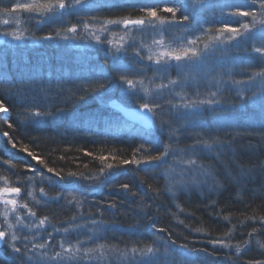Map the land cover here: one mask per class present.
<instances>
[{
    "label": "snow or ice",
    "instance_id": "6c2138e0",
    "mask_svg": "<svg viewBox=\"0 0 264 264\" xmlns=\"http://www.w3.org/2000/svg\"><path fill=\"white\" fill-rule=\"evenodd\" d=\"M123 12L128 15H117ZM32 22L47 25L49 33L31 35L27 25ZM0 25L5 26L0 34L12 41L83 39L88 41L86 51L94 53L82 55L71 72L62 71L54 85L50 81L47 87L41 84L20 92L7 77L0 80V84L7 85L0 92V113L7 118L9 129L14 128L10 121L15 113L16 126L28 133L24 138L39 147V134L63 118L64 110L56 106V97L67 93L83 102L91 96L102 105L108 98L105 106L120 113L114 120L131 148L128 158L111 156L118 164L103 165L108 157H97L103 166L98 175L88 176L71 171L62 175L23 144L19 152L26 153L25 168L32 175L11 183L5 176L4 186L0 187V249L8 252L15 264H208L218 249L226 251L229 264L243 260V254L253 245L257 227H252L242 244L232 245L224 239L207 241L212 246L209 252L187 237L177 247L174 233L155 220L147 226L153 234L151 242L146 243L137 228L141 221L150 219L151 214L144 210L152 204L143 198L135 200L143 215L137 213L140 221L131 226L128 241L119 239L115 227H109L103 217L105 212L115 216L129 194L135 198L134 189L143 191L153 203L161 193L151 183L145 189L143 178L134 176V183L121 181L128 166L133 172L151 176L154 182L152 171L161 169L162 190L173 200L180 193L196 191L204 195L205 187L208 195L213 194L214 189L222 187L218 174L240 186L251 179L256 167L264 171V161H257L253 168L242 166L233 149L240 137L264 141V0H0ZM177 32L182 34L177 36ZM105 58L107 69L100 63ZM9 96L17 103L10 106ZM237 104L258 114L242 122L226 117L216 126L204 124L205 112L232 111ZM108 123L111 125L113 118ZM13 135L0 132L11 149H17ZM181 144L184 147H179ZM225 149L231 154L236 175L226 166L218 173L213 164L205 163L215 159L222 164L219 156ZM81 151L93 155L86 149ZM65 180L70 186L64 184ZM43 185L58 189L56 195H49ZM100 185L123 190L120 201L99 200L93 204L97 212L89 213L87 222H78L84 216L87 194ZM61 201L65 207L74 206L77 212L59 224L53 222L55 213L38 215L30 206L31 202L43 211ZM215 204L211 201L207 206ZM174 207L183 211L179 204ZM249 219L257 221L254 216ZM258 220L264 229V216ZM257 244L261 258L247 259L243 264H264V243ZM0 264L6 261L0 259Z\"/></svg>",
    "mask_w": 264,
    "mask_h": 264
},
{
    "label": "trees",
    "instance_id": "16d2710c",
    "mask_svg": "<svg viewBox=\"0 0 264 264\" xmlns=\"http://www.w3.org/2000/svg\"><path fill=\"white\" fill-rule=\"evenodd\" d=\"M117 15H128V13H117ZM133 15H138V13H133ZM65 19L75 22L72 17H66ZM27 27L30 29V34L36 37L44 36L50 31L47 25L36 26L34 22L29 23ZM4 30L5 26L0 25V33ZM181 34L180 32L176 33L177 36ZM205 39L207 38L205 37ZM89 54L94 53L87 52L85 48L77 49V46L69 47V42L32 39L19 42L12 41L11 37L3 36L0 38V80L7 77L8 80L13 82V88L18 86L20 92H28L29 88H36L41 84L47 87L50 81L54 85L62 71L65 74L71 72L81 56ZM100 63L106 69L108 68L109 62L106 58L102 59ZM148 74L152 75L151 70ZM172 75L175 76L174 71ZM6 87L7 85L0 84V92H3ZM226 95L231 97L232 93ZM7 100L10 102V106L17 103L16 99L11 96L7 97ZM55 103L57 107L63 108V118L57 122L56 126L45 127V130L39 134L41 139L39 147L30 143V139L24 138L28 133L16 126L15 113H13V119L10 121L14 125L13 129L7 127L5 122L7 118L0 113V117H4L0 118V132L7 131L10 135L14 134L13 140L18 145L17 149H11L10 144L6 142L7 138L0 137V187L4 186L2 178L5 176L9 178L11 183L17 180L23 181L26 176L32 175V172L25 168L24 157L26 153L19 152V148L23 144H28L31 151L37 153L49 167L60 171L62 175L70 171L88 176L98 175L103 165L119 163L118 160L113 161L111 159L112 155H122L124 158L130 156L131 148L127 143L128 137L118 130L117 122L114 120V116L119 115V113L105 106L108 103V98H105V104L102 105L91 96L83 102H77L65 93L62 97H56ZM225 107L231 106L226 105ZM257 114L255 110H244L237 104L232 111L217 109L207 117L212 119L211 122L213 123L226 117L242 122L245 119L253 118ZM109 118H113L111 125L108 123ZM32 135H36V133H32ZM163 139L164 142H167L166 137ZM179 147H184V145L181 144ZM82 149L92 152L93 155H84ZM233 149L238 154L239 163L244 167L253 168L257 161H264V141L259 138H237L233 144ZM217 152H219V149H217ZM101 155L108 157L103 165L97 159ZM219 160L223 163H218L215 159L205 160V163L213 164L218 173H222L226 166L231 169L233 175L237 174L235 165L232 163L231 154L227 149L224 150L223 155L219 156ZM4 161H7V164ZM31 163L35 165V161ZM13 165L15 167L12 171H9V168ZM38 167L42 168V165ZM44 171L46 172V169ZM13 172H18L19 176L13 175ZM160 172L161 169L152 171L151 175L155 176L156 179V182H154L151 176L133 172L132 166H128L125 174L120 177L121 181L128 183H134L132 179L134 176L137 179L143 178L145 189L147 184L151 183L153 189L159 188L161 193L153 203L148 196L143 195V191L134 189L137 192L136 197L133 198L129 194L127 199L122 201L123 207L117 209L115 216L111 212H105L103 219L108 222L109 227H115L119 239L129 240L128 234L131 226L140 221V215H137V213L143 215L135 200L143 198L152 204L151 208L144 210L151 214L150 219L141 221L137 228V232L144 237L146 243L151 242L150 238L153 230L147 226L153 220L174 233L172 239L176 240L177 247L185 243L184 238L187 237L188 241H195L197 247H207L209 252L212 251V246L207 244V241L224 239L225 242H230L232 245L238 242L242 244L243 239L247 238V234L252 230V227H257L258 232L254 234L252 247L243 254V260L238 264H243V261L247 259L261 258L262 254L257 241L264 243V229L260 228L258 220L260 216H264V171L256 167L251 179L242 182L240 186L225 181L224 176L218 174L217 179L221 182L222 187L214 189L213 194L208 195V189L205 187L204 195L196 191L190 194L180 193L178 199L175 200L163 192L164 180L161 179ZM48 175L52 176L53 174L49 173ZM64 184L70 186V181L65 180ZM13 186L18 185L13 183ZM39 186L37 184V198H39ZM43 186L49 192V195H56L58 189H49L47 185ZM122 191L118 187L113 188L111 185H100L94 193L87 194V203L83 205L84 216L78 222H87L90 219L89 213L94 214L97 212V208L93 204L99 200L117 199L119 202ZM110 192L113 195H109ZM23 194L24 188H22V196ZM65 195L69 194L65 193ZM71 195L78 196L79 193L72 192ZM205 196L208 198L205 199ZM211 201H216L214 207L207 206ZM174 204H179L183 211H178ZM30 206L37 210L38 215H52V213H55L53 222L57 224L60 221H69L77 212L74 206L65 207L64 201H61L60 204L53 203L43 211L36 209L31 202ZM225 216L229 218L227 221L223 219ZM253 216L257 217L255 223L249 219ZM179 221H183V223L181 224ZM233 226L235 227L233 228ZM195 229H203V231L197 232ZM230 232L231 235H228ZM111 234L110 232L109 235ZM162 238L166 239V234H163ZM225 257L226 251L218 249L213 259L208 260V264H229ZM0 259L5 260L6 264H15L9 253L2 249H0Z\"/></svg>",
    "mask_w": 264,
    "mask_h": 264
},
{
    "label": "rangeland",
    "instance_id": "374dc122",
    "mask_svg": "<svg viewBox=\"0 0 264 264\" xmlns=\"http://www.w3.org/2000/svg\"><path fill=\"white\" fill-rule=\"evenodd\" d=\"M2 37H3V35L0 34V38H2ZM68 42H69V47H76L77 46V49L85 48V45H87V43H88L87 40H83V39L76 40V41H68ZM149 76H151V75H149ZM210 114H212V111H208V112L204 113L203 122L206 126H216L217 122L213 123V122H211L212 119L207 117V115H210ZM169 163H171V160L169 161Z\"/></svg>",
    "mask_w": 264,
    "mask_h": 264
},
{
    "label": "water",
    "instance_id": "95a60500",
    "mask_svg": "<svg viewBox=\"0 0 264 264\" xmlns=\"http://www.w3.org/2000/svg\"><path fill=\"white\" fill-rule=\"evenodd\" d=\"M114 110V109H113ZM114 111H116V110H114ZM120 114V113H119Z\"/></svg>",
    "mask_w": 264,
    "mask_h": 264
}]
</instances>
